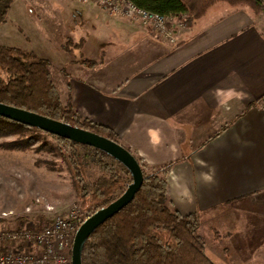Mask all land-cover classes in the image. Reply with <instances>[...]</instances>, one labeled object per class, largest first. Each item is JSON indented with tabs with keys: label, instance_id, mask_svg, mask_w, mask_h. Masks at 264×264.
<instances>
[{
	"label": "crops",
	"instance_id": "obj_1",
	"mask_svg": "<svg viewBox=\"0 0 264 264\" xmlns=\"http://www.w3.org/2000/svg\"><path fill=\"white\" fill-rule=\"evenodd\" d=\"M263 18L218 2L179 26L174 43L140 20L110 14L95 22L97 31L47 36L64 54L53 79L82 116L112 127L149 165L177 161L167 177L170 197L181 213L198 215L205 252L218 264H264ZM186 190L191 203L179 202ZM5 193L0 213H15L0 216V230L41 228L51 216L26 192ZM28 204L33 210L25 212Z\"/></svg>",
	"mask_w": 264,
	"mask_h": 264
},
{
	"label": "trees",
	"instance_id": "obj_2",
	"mask_svg": "<svg viewBox=\"0 0 264 264\" xmlns=\"http://www.w3.org/2000/svg\"><path fill=\"white\" fill-rule=\"evenodd\" d=\"M12 1L0 0V23L5 20ZM131 1L141 8L172 16L185 26L204 17L218 2L247 8L253 17L264 12V0ZM0 67L5 72L4 76L0 75V102L67 122L122 144L112 127L82 116L70 96L62 97L48 59L16 46L0 45ZM36 134L49 135L57 142L55 148L70 174L72 194L87 216L116 199L133 181L123 163L96 147L0 116L1 148L30 150L38 138ZM125 147L139 161L143 183L128 205L90 234L83 246L82 264H218L205 252L198 215L181 213L170 197L167 177L177 161L149 165L136 151ZM39 148L42 147L35 150ZM89 164L100 171L94 178L87 175ZM19 219L23 222L28 217Z\"/></svg>",
	"mask_w": 264,
	"mask_h": 264
},
{
	"label": "rangeland",
	"instance_id": "obj_3",
	"mask_svg": "<svg viewBox=\"0 0 264 264\" xmlns=\"http://www.w3.org/2000/svg\"><path fill=\"white\" fill-rule=\"evenodd\" d=\"M108 15V12L100 8L90 11L85 4L76 0H13L5 20L0 23V45L16 46L25 51L35 50L39 56L51 59L53 68L50 67V71L54 78L56 65L58 66L62 62L64 54L61 50L58 51L52 47L51 41L47 37L48 33L54 30L57 37L63 31H71L77 35L84 27L96 30L100 27L95 22L99 18L107 19ZM142 24L144 25V23ZM95 36L91 35V40ZM100 37L104 44V36ZM69 46L75 49L72 44ZM0 75H5L1 67ZM56 84L58 85L57 82ZM59 88L62 97L65 98L66 94L60 86ZM36 135L38 140L36 139L30 150L11 151L0 147V182L2 183L0 196L5 192H15L16 195L19 192H26L28 195L25 198L30 199L29 191L33 190L46 195L48 200L52 199L59 211H65L75 203L80 205L72 194L67 165L55 148L57 142L49 135ZM39 146L42 148L35 150ZM99 172L97 166L89 164L87 175L90 178H94ZM12 180H15L14 186H10ZM63 199L65 203H63ZM27 201L29 200L27 199ZM9 220L14 222V219Z\"/></svg>",
	"mask_w": 264,
	"mask_h": 264
},
{
	"label": "built area",
	"instance_id": "obj_4",
	"mask_svg": "<svg viewBox=\"0 0 264 264\" xmlns=\"http://www.w3.org/2000/svg\"><path fill=\"white\" fill-rule=\"evenodd\" d=\"M81 2L94 1L113 16H123L140 20L163 39L174 43L176 32L181 22H176L172 16L141 8L131 0H78ZM17 177V176H16ZM18 177H20L18 175ZM17 177V178H18ZM15 181L10 183L14 186ZM35 203H43L44 210L51 216L41 228L23 227L15 230H0V244L8 241L21 242L24 248L8 247L0 249V264H72L71 249L75 233L79 225L88 217L82 212L77 203L69 206L64 212L59 211L56 205L48 199L30 190ZM18 197L24 198V192H19ZM33 210L32 204L25 206L24 211ZM14 210H4L0 216L14 214Z\"/></svg>",
	"mask_w": 264,
	"mask_h": 264
},
{
	"label": "water",
	"instance_id": "obj_5",
	"mask_svg": "<svg viewBox=\"0 0 264 264\" xmlns=\"http://www.w3.org/2000/svg\"><path fill=\"white\" fill-rule=\"evenodd\" d=\"M0 116L36 127L53 135L96 147L123 163L133 176V181L112 202L88 216L78 227L73 244L72 264H82V250L85 241L100 224L119 212L135 197L143 183V172L137 158L122 144L92 131L55 120L42 114L0 102Z\"/></svg>",
	"mask_w": 264,
	"mask_h": 264
},
{
	"label": "clouds",
	"instance_id": "obj_6",
	"mask_svg": "<svg viewBox=\"0 0 264 264\" xmlns=\"http://www.w3.org/2000/svg\"><path fill=\"white\" fill-rule=\"evenodd\" d=\"M205 179H206L207 182H211L213 178H212V176L208 175V176L205 177ZM170 187H173V186L170 185ZM170 194L174 195V188H173V192L170 193ZM184 196H185L186 200H182V201H179V202H181V203H184V202L191 203L193 198H194L192 193L190 191H187V190L185 191Z\"/></svg>",
	"mask_w": 264,
	"mask_h": 264
},
{
	"label": "bare ground",
	"instance_id": "obj_7",
	"mask_svg": "<svg viewBox=\"0 0 264 264\" xmlns=\"http://www.w3.org/2000/svg\"><path fill=\"white\" fill-rule=\"evenodd\" d=\"M72 253V252H71Z\"/></svg>",
	"mask_w": 264,
	"mask_h": 264
}]
</instances>
